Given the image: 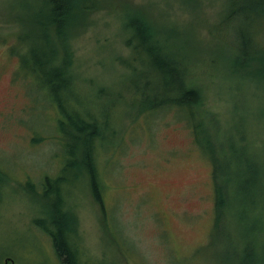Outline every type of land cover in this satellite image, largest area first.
Returning a JSON list of instances; mask_svg holds the SVG:
<instances>
[{
	"label": "rangeland",
	"instance_id": "374dc122",
	"mask_svg": "<svg viewBox=\"0 0 264 264\" xmlns=\"http://www.w3.org/2000/svg\"><path fill=\"white\" fill-rule=\"evenodd\" d=\"M98 1L69 25L66 39L50 32L56 46L52 62H64L69 73L65 96L73 92L96 111L112 99L110 93L132 103L133 90L122 84L129 71L120 63L131 51L123 7L130 3L144 9L158 29L178 32L165 37L175 56L193 57L199 111L210 130L224 146L231 139L238 144L241 135L251 154L264 160V79L233 72V50L212 34L229 0ZM48 8L45 0H0V264H63L48 231L54 199L43 184L64 176L66 151L57 141L61 134L47 76L23 65L26 33H40ZM225 29L226 38L238 32L234 24ZM105 87L109 95L102 99L98 92ZM176 112L161 111L152 122L147 115L134 116L128 106L112 112L117 134L97 159L102 202L86 174L66 172L59 209L66 213L81 264H249L244 224L231 211L217 221L212 158ZM252 239L260 253L255 264H264V229Z\"/></svg>",
	"mask_w": 264,
	"mask_h": 264
},
{
	"label": "trees",
	"instance_id": "16d2710c",
	"mask_svg": "<svg viewBox=\"0 0 264 264\" xmlns=\"http://www.w3.org/2000/svg\"><path fill=\"white\" fill-rule=\"evenodd\" d=\"M45 1L49 7L48 21L42 20L44 23L41 22L43 24L39 34H32L31 31L26 33L30 40L24 39L28 50L23 65L47 76L45 80L54 97L52 102L49 101L56 109L55 128L61 134L57 141L66 151L60 173L64 176L54 180L46 177L47 181L43 184L44 192L54 199L50 207L53 215L52 229L48 231L63 264H81L71 229H68L66 213L59 209L68 182L66 172L77 169L78 178L86 174L95 199L102 202L97 159L102 149L117 134L112 112L121 113L125 106L130 107L136 117L147 115L151 122L159 117L161 111L169 112L173 109L177 110V118L187 120L193 129L196 144L213 161L216 219L218 221L223 213L226 215L231 211L244 224L242 233L245 235V257L249 264H255L260 253L258 255L252 234L264 229L261 225L264 218V160L251 154L249 144L241 135L238 144L231 139L224 146L226 142L222 138L218 139L219 133L210 130L209 120L206 121V116L199 111L202 96L200 88L194 83V66H191L193 57L182 54L175 56L166 40V37L177 36L178 32L170 35L167 32L169 29L156 28L144 9L136 5L132 7L130 3L124 5L127 12L125 24L131 31L126 45L131 51L129 56L120 57L125 71H129L122 77V84L133 90L134 98L130 105L124 104L122 95L117 94L118 97L114 98V93H110L112 99L103 101V105L96 111L94 104L88 107L81 105L82 101L78 96H73V92L68 97L63 94V90L71 88L69 73L64 62H52L56 46L50 38V32H55L57 38L66 39L69 25L76 21L83 10L85 13L91 12V9L99 5V1L84 0L78 4L77 0ZM220 17L221 23L213 27L212 34L233 50L230 69L244 74H259L264 79V0H229ZM231 24L238 29L232 39V33L228 38L223 36L226 25L231 27ZM108 93L105 87L98 95L104 99ZM236 131L244 134L239 125ZM256 207L261 209L258 214ZM250 219L254 220V224L248 222ZM259 249L263 250L260 246Z\"/></svg>",
	"mask_w": 264,
	"mask_h": 264
}]
</instances>
